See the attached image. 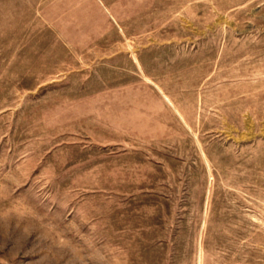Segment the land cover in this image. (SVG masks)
<instances>
[{"label":"rangeland","instance_id":"1","mask_svg":"<svg viewBox=\"0 0 264 264\" xmlns=\"http://www.w3.org/2000/svg\"><path fill=\"white\" fill-rule=\"evenodd\" d=\"M0 264H264V0H0Z\"/></svg>","mask_w":264,"mask_h":264}]
</instances>
